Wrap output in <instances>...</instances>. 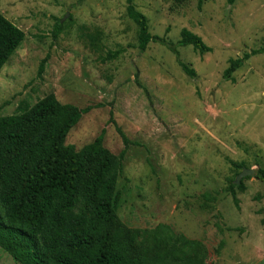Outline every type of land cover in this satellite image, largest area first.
<instances>
[{
	"label": "rangeland",
	"instance_id": "374dc122",
	"mask_svg": "<svg viewBox=\"0 0 264 264\" xmlns=\"http://www.w3.org/2000/svg\"><path fill=\"white\" fill-rule=\"evenodd\" d=\"M200 1L133 0L151 35L177 44L188 30L212 49L177 56L157 43L139 49L127 0H0L25 33L0 73V117L51 95L90 108L65 145L79 152L104 133L126 229L169 225L203 245V264H264V184L248 177L244 192H229L242 173L231 162L264 169V55L224 78L231 60L264 48V0ZM0 264L17 263L0 249Z\"/></svg>",
	"mask_w": 264,
	"mask_h": 264
},
{
	"label": "trees",
	"instance_id": "16d2710c",
	"mask_svg": "<svg viewBox=\"0 0 264 264\" xmlns=\"http://www.w3.org/2000/svg\"><path fill=\"white\" fill-rule=\"evenodd\" d=\"M127 16L139 28L142 52L157 43L177 56L180 47H192L202 56L212 53L188 30L177 44L151 35L147 18L133 0H127ZM60 28L59 23L57 32ZM24 42L25 33L0 13V73ZM260 55L264 48L231 60L224 78L232 80ZM47 62H41L39 77ZM179 64L189 78L196 77L188 65ZM90 110L61 104L51 95L30 109L21 105L15 115L0 117V249L17 264H203V245L169 225L131 231L120 223L115 163L104 147V133L79 152L65 145ZM117 131L127 150V137ZM230 164L237 171L245 169L244 164ZM255 177L264 184V169ZM234 188L229 192L235 198ZM238 189L246 190L242 182Z\"/></svg>",
	"mask_w": 264,
	"mask_h": 264
},
{
	"label": "water",
	"instance_id": "95a60500",
	"mask_svg": "<svg viewBox=\"0 0 264 264\" xmlns=\"http://www.w3.org/2000/svg\"><path fill=\"white\" fill-rule=\"evenodd\" d=\"M64 21V20H63ZM256 173L254 170H249V169H243L242 173L239 174L235 181V185L239 186L242 182V179L248 178V177H255Z\"/></svg>",
	"mask_w": 264,
	"mask_h": 264
}]
</instances>
